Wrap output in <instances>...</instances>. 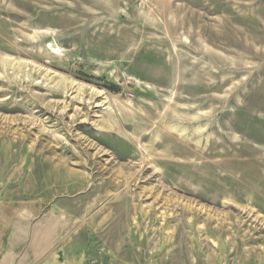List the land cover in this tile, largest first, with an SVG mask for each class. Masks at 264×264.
<instances>
[{"label":"rangeland","instance_id":"374dc122","mask_svg":"<svg viewBox=\"0 0 264 264\" xmlns=\"http://www.w3.org/2000/svg\"><path fill=\"white\" fill-rule=\"evenodd\" d=\"M0 264H264V0H0Z\"/></svg>","mask_w":264,"mask_h":264}]
</instances>
